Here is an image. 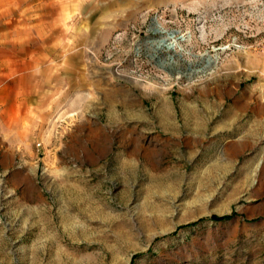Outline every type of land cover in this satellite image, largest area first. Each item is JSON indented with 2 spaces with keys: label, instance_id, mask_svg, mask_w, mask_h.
I'll return each mask as SVG.
<instances>
[{
  "label": "rangeland",
  "instance_id": "374dc122",
  "mask_svg": "<svg viewBox=\"0 0 264 264\" xmlns=\"http://www.w3.org/2000/svg\"><path fill=\"white\" fill-rule=\"evenodd\" d=\"M57 3L0 0V264H264V0Z\"/></svg>",
  "mask_w": 264,
  "mask_h": 264
},
{
  "label": "crops",
  "instance_id": "0c3cea01",
  "mask_svg": "<svg viewBox=\"0 0 264 264\" xmlns=\"http://www.w3.org/2000/svg\"><path fill=\"white\" fill-rule=\"evenodd\" d=\"M46 3L50 7H54V11H55V7L57 8L59 6V3L54 4V3H56V0H46ZM69 13L70 12L67 11L66 23H65V25H66V28H65V30H66V38H65V42H64V57L66 59L65 62H66V65H67V68H66L65 72H66V75L68 76V83L71 82V79L69 78L70 75H71L70 65L72 64V61L74 60V57H76V52L72 50L73 45L75 43V40H73L72 37H71V29H70L71 26L69 24V18H70V14ZM85 34H86V31L83 30L82 31V41H85V39H86ZM11 58H15V57H11ZM15 61H19V57H16ZM2 68H3V57H0V70H2ZM261 71L264 72V63H262V65H261ZM0 73H2V72L0 71ZM12 76H15V75L12 74ZM16 78H17V76H16ZM16 85L17 84H15V86ZM0 86H2V83L0 84ZM251 107L253 109V112L251 113V119L252 120L262 121L264 123V97H263V101L254 102L253 104H251ZM235 116H237V114H235Z\"/></svg>",
  "mask_w": 264,
  "mask_h": 264
},
{
  "label": "bare ground",
  "instance_id": "6f19581e",
  "mask_svg": "<svg viewBox=\"0 0 264 264\" xmlns=\"http://www.w3.org/2000/svg\"><path fill=\"white\" fill-rule=\"evenodd\" d=\"M110 90H112V89H110ZM115 91H119L118 89L116 90L115 89ZM107 94L105 95V96H107L109 99H112V98H114V96H115V94H117V93H112V92H106ZM124 94V93H123ZM124 96V95H123ZM119 97H121V96H119ZM107 98V99H108ZM125 101V100H124ZM88 105V100H84V102H83V104H82V106L85 108L86 106ZM122 106H127L124 102H122ZM83 109V108H82ZM108 110H109V113H108V115H109V118H115L116 116H117V114H116V112L114 111V105L112 104V103H110L109 102V104H108ZM81 123V122H80ZM83 123V122H82ZM120 162H122V160L120 161Z\"/></svg>",
  "mask_w": 264,
  "mask_h": 264
},
{
  "label": "trees",
  "instance_id": "16d2710c",
  "mask_svg": "<svg viewBox=\"0 0 264 264\" xmlns=\"http://www.w3.org/2000/svg\"><path fill=\"white\" fill-rule=\"evenodd\" d=\"M235 215V213L225 214V215H212L210 217H207L206 219H210L213 221H225L230 218H232Z\"/></svg>",
  "mask_w": 264,
  "mask_h": 264
}]
</instances>
